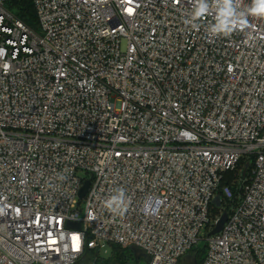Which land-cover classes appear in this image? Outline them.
Returning <instances> with one entry per match:
<instances>
[{"label": "built area", "instance_id": "built-area-1", "mask_svg": "<svg viewBox=\"0 0 264 264\" xmlns=\"http://www.w3.org/2000/svg\"><path fill=\"white\" fill-rule=\"evenodd\" d=\"M9 1L0 264H77L109 246L179 264L201 244L202 264H264V17L211 38L214 15L185 23L192 0H32L37 32ZM242 161L250 171L222 185ZM116 188L123 216L104 207Z\"/></svg>", "mask_w": 264, "mask_h": 264}, {"label": "clouds", "instance_id": "clouds-1", "mask_svg": "<svg viewBox=\"0 0 264 264\" xmlns=\"http://www.w3.org/2000/svg\"><path fill=\"white\" fill-rule=\"evenodd\" d=\"M242 2L243 0H192L190 18L185 23L194 29L199 28V20L214 15V23L207 26L209 37L228 36L237 29L246 28L250 15L264 17V0H251V5L244 7ZM129 205L130 199L123 188H116L104 201V207L115 216H123ZM152 210L153 204L145 202L144 212L150 214Z\"/></svg>", "mask_w": 264, "mask_h": 264}, {"label": "rangeland", "instance_id": "rangeland-1", "mask_svg": "<svg viewBox=\"0 0 264 264\" xmlns=\"http://www.w3.org/2000/svg\"><path fill=\"white\" fill-rule=\"evenodd\" d=\"M36 30L39 31L38 23L36 24ZM250 171V168L246 166L245 163H240L238 167L233 171L234 174V180L236 181L241 176L242 173ZM215 211H221V208L218 206H214ZM200 247H203V244L200 245ZM121 249H115V253L113 254V248L112 247H106L105 249H102L100 253L98 254V257L91 259L90 261L83 260L79 264H94V261H97V264H147V259L143 253L136 250V249H129L128 251H122L123 253V261H118L116 259V254L118 252H121ZM207 251L205 250L202 254H198V261L200 264H202L206 258ZM96 255V254H94ZM196 255V252L188 253L187 257H185L180 264H194V256Z\"/></svg>", "mask_w": 264, "mask_h": 264}, {"label": "trees", "instance_id": "trees-1", "mask_svg": "<svg viewBox=\"0 0 264 264\" xmlns=\"http://www.w3.org/2000/svg\"><path fill=\"white\" fill-rule=\"evenodd\" d=\"M7 8L19 19H21L25 24H27L29 27L33 28L34 30H36V24L38 23L37 18H36V12L34 9V5H33V1L32 0H11L7 3ZM37 31V30H36ZM242 163H245L246 166L248 167V161H242ZM249 172V171H248ZM234 180V174L233 173H227L225 175L224 181L222 183V185L225 184H229ZM113 248V254L115 253V249H121L120 247L117 246H111ZM128 251L129 249H122V251ZM207 251V246L206 244H203V247L196 246L194 248H192L188 253H192V252H196V255L194 256V264H200L198 261V254H202L204 251ZM118 252L116 254V259L118 261H123V252ZM123 253V254H122ZM187 253V254H188ZM96 254V255H94ZM98 257V253L93 252V251H88L87 254L85 255V257L83 259H81L80 261H78L77 264H79L81 261L85 260L86 261H90L91 259ZM187 257V255H185L180 261V262ZM94 264H97V261H94ZM125 264V263H123Z\"/></svg>", "mask_w": 264, "mask_h": 264}, {"label": "water", "instance_id": "water-1", "mask_svg": "<svg viewBox=\"0 0 264 264\" xmlns=\"http://www.w3.org/2000/svg\"><path fill=\"white\" fill-rule=\"evenodd\" d=\"M89 187H90V182L89 181L85 182L84 185L82 186L81 190H80V193H79L80 199H84L85 198V196H86V194H87V192L89 190ZM216 202L219 205V198L216 199ZM227 219H228V214L225 212L218 219L214 229L208 235L209 236H214V235L220 233V231L222 230V228H223L224 224L226 223Z\"/></svg>", "mask_w": 264, "mask_h": 264}, {"label": "flooded vegetation", "instance_id": "flooded-vegetation-1", "mask_svg": "<svg viewBox=\"0 0 264 264\" xmlns=\"http://www.w3.org/2000/svg\"><path fill=\"white\" fill-rule=\"evenodd\" d=\"M142 255H144V254H142ZM145 256V255H144ZM146 257V256H145ZM147 259V258H146ZM147 264H148V260H147Z\"/></svg>", "mask_w": 264, "mask_h": 264}]
</instances>
